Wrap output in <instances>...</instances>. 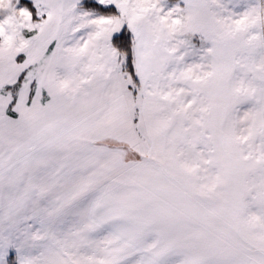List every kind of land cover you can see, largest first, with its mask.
<instances>
[{
    "label": "snow or ice",
    "instance_id": "6c2138e0",
    "mask_svg": "<svg viewBox=\"0 0 264 264\" xmlns=\"http://www.w3.org/2000/svg\"><path fill=\"white\" fill-rule=\"evenodd\" d=\"M0 264H264V0H0Z\"/></svg>",
    "mask_w": 264,
    "mask_h": 264
}]
</instances>
